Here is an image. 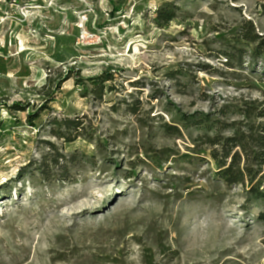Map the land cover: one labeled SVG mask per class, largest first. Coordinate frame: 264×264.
Segmentation results:
<instances>
[{
  "label": "rangeland",
  "instance_id": "obj_1",
  "mask_svg": "<svg viewBox=\"0 0 264 264\" xmlns=\"http://www.w3.org/2000/svg\"><path fill=\"white\" fill-rule=\"evenodd\" d=\"M249 24L264 38V0H0V264H264V203L217 181L197 131L163 129L264 102V62L237 44ZM243 46L231 69L222 52ZM105 71L100 100L80 81ZM67 117L85 124L72 143L51 134ZM43 155L46 175L28 168Z\"/></svg>",
  "mask_w": 264,
  "mask_h": 264
},
{
  "label": "trees",
  "instance_id": "obj_2",
  "mask_svg": "<svg viewBox=\"0 0 264 264\" xmlns=\"http://www.w3.org/2000/svg\"><path fill=\"white\" fill-rule=\"evenodd\" d=\"M178 10L179 7L175 4H168L160 9L156 14L157 18L155 20L158 27L166 28L170 23L174 22L178 18ZM244 28L243 32L237 35L240 41L237 44L253 45L252 51L248 56L253 62L247 65L253 71L256 68V63L260 60L264 62V38L256 34L252 25L249 24V26L247 25ZM222 54L231 69H236L237 67L244 69L246 67L244 56L248 53L245 51L244 46L226 49ZM262 71H264V67ZM176 74H168L170 80L177 79ZM66 76H69V74ZM114 77L111 71H105L96 77L81 80L80 85L85 86V81L89 80L92 85L91 93L101 100L106 95L105 92L114 91L112 89V85L116 82ZM63 83L62 79L55 84L50 81L49 85L44 87V89L51 91L49 92L50 94H46L47 102L54 101V92L58 91ZM12 107L16 111L25 112V107L22 104H15ZM43 109L33 114L29 113L28 124L30 126L37 127L34 122L40 118ZM132 112L136 113V108H133ZM216 114L218 117L213 113L200 116H184L181 113L171 114V123H166L163 129L176 137L182 135L180 128H183L186 132L197 131L199 134L195 140L205 142L208 145L210 156L214 166H216L215 177L217 181L229 187L245 186L247 187L246 193L248 196L255 201L264 203V124L261 122L264 120V102L255 101L251 104H246L244 107H238L236 110L229 106H223ZM229 116H231L230 119H238L233 122L226 121V119L230 120L227 118ZM50 125H52V136L66 140L65 142L67 143L77 141L76 139L83 135L85 130V124L79 117L56 118L53 122H50ZM227 132L228 135L225 134ZM50 147L53 146L51 145ZM43 156L40 161H32L28 168L37 165V171L41 175H46L48 174V162L52 160L53 165H56L59 159L54 157L52 159V157L50 158L47 155ZM22 172L24 175L29 173L28 171ZM259 219L264 222V212L259 216ZM146 260L147 264H156L153 255L146 256Z\"/></svg>",
  "mask_w": 264,
  "mask_h": 264
}]
</instances>
